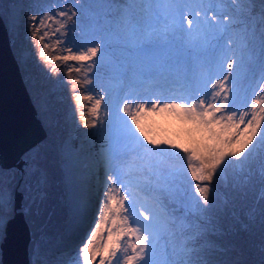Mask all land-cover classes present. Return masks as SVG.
Masks as SVG:
<instances>
[{
	"label": "snow or ice",
	"instance_id": "obj_1",
	"mask_svg": "<svg viewBox=\"0 0 264 264\" xmlns=\"http://www.w3.org/2000/svg\"><path fill=\"white\" fill-rule=\"evenodd\" d=\"M76 3L62 0L53 15L39 21L34 15L28 26L41 61L52 66V73L64 67L73 86L91 85V71L104 59L95 58L102 48L107 54L116 35L136 59L123 95L111 92L103 76L99 94L74 95L77 108L82 101L91 102L94 120L85 127H96L102 106L107 119L101 122L106 129L104 183L91 226L78 246L79 259L72 264H153L157 210L168 211L163 197L175 194L181 174L172 164L176 153H183L199 199L191 209L184 205L183 215L168 212L178 249L170 264H227L209 258L201 242L207 231L220 230L219 217L210 215V193H215L214 178L226 161L240 160L257 141L264 144V77L250 99L240 95L233 73L237 60L226 35L229 25L201 20L197 5L202 0H127L116 6L122 7L121 14L106 20L107 27L91 31L84 43L75 39V24H67L77 15ZM128 67L127 61L115 64L113 77L124 83ZM72 72L85 75L72 79ZM159 113L191 126L186 142L157 139L146 130L147 117ZM15 180L14 171L0 172V211L12 204ZM34 192L29 212L38 218L44 194L39 185Z\"/></svg>",
	"mask_w": 264,
	"mask_h": 264
},
{
	"label": "rangeland",
	"instance_id": "obj_2",
	"mask_svg": "<svg viewBox=\"0 0 264 264\" xmlns=\"http://www.w3.org/2000/svg\"><path fill=\"white\" fill-rule=\"evenodd\" d=\"M126 3L127 0H104L101 6L100 0H78L77 15L67 24H75V39L84 43L91 31L100 26L107 27L106 20L121 14L122 7L116 6ZM61 5L62 0H0V16L6 25L13 55L37 114L40 112L41 118H46L44 122L50 135L48 138L46 133L39 144L21 157L26 159L21 169L0 168V172H15L16 190L22 193V212L30 236L28 264H37V261L39 264H72L77 261L78 246L91 226L99 203L106 174L103 160L106 129L101 127V122L107 119L106 112L102 106L99 119L95 121L96 127H85L86 123L90 124L94 120L89 111L91 102L82 101L77 108L74 95L99 94L102 76L111 92L119 91L123 95L127 91V81L132 80L134 75V51L130 46L125 48L124 38L119 35L112 38L106 55L102 48L95 58L97 62L102 57L104 59L103 65L97 63L92 69L91 75L95 78L91 85L73 86L64 75V67L52 73V66L41 61L38 49L30 39L31 30L28 26L32 24V16L35 15L39 21L46 14L53 15ZM197 7L201 9V20L206 17L210 23L223 22L229 25L226 35L232 41L231 56L237 60L233 69L238 80L236 86L240 84L242 90L248 92L250 86L244 85L246 78L258 77L264 69V5L261 0H252L251 3H242V0H202V4ZM122 61H127L129 65L123 85L119 78L113 77L111 71L115 64ZM84 75L81 72L78 77L76 72H72L71 78H83ZM37 82L42 84V88L33 86ZM49 110H53V114L49 115ZM145 125L146 130L155 138L170 139L176 143L186 142L187 131L191 127L168 113L147 117ZM71 161L77 162L73 171L77 177L69 179L66 164ZM172 164L181 170V174L176 181L175 194L163 197V203L168 209L166 215L173 210V215H183L185 207H181L182 203L191 209L192 201L199 198L192 187L194 182L187 172L183 153H176L172 157ZM213 182L215 193H210V215L219 217L220 230L204 234L201 241L205 245L204 252L209 258L227 264H264V144L257 141L240 160L226 161ZM38 185L43 191L44 200L37 218L30 214L29 209L35 195L34 189ZM72 196L77 203L75 210L70 208ZM74 212L80 215L82 221L75 235L72 234L76 216ZM12 215L13 201L9 208L0 211V243L5 224ZM189 218H192L191 214ZM227 218L231 221L228 222ZM57 230L63 237L55 235ZM172 232L170 226L166 232L168 251L161 264H170L176 256L178 249ZM209 234L223 238L224 244L215 247ZM61 243L65 246L64 250L61 249L60 254H57V246H61Z\"/></svg>",
	"mask_w": 264,
	"mask_h": 264
},
{
	"label": "water",
	"instance_id": "obj_3",
	"mask_svg": "<svg viewBox=\"0 0 264 264\" xmlns=\"http://www.w3.org/2000/svg\"><path fill=\"white\" fill-rule=\"evenodd\" d=\"M45 137L0 16V168L21 169L26 164L21 157ZM22 209V193L15 190L13 215L0 243L1 264H28L30 236Z\"/></svg>",
	"mask_w": 264,
	"mask_h": 264
},
{
	"label": "bare ground",
	"instance_id": "obj_4",
	"mask_svg": "<svg viewBox=\"0 0 264 264\" xmlns=\"http://www.w3.org/2000/svg\"><path fill=\"white\" fill-rule=\"evenodd\" d=\"M262 77H264V69H263L262 73L260 74V76H258V77L255 76L253 78H246V80L244 81V85L250 86V88L248 89V92L243 91L240 84H237L236 87L238 88L240 95L244 99H245V97L247 99H250L256 85L261 82ZM236 82L238 83V80H236ZM76 166H77L76 161H71V162L66 164V171L68 172L69 179L77 177L76 175H73V171L76 168ZM102 175H104V174H102ZM102 175L100 176V180H102V178H103ZM74 181H72L73 185H75ZM75 183H76V181H75ZM76 205H77V203L75 201V198H74V196H72L71 202H70V208L75 210V209H77ZM157 212H158V218H157L156 227H155L154 249L150 253L153 264H161L162 262H164L163 260H165V256L167 255V251H168L166 244L169 243V241H167L166 232L169 229V227L171 226V224L168 222L167 217L165 216V214H167V211H165L164 208H158ZM81 223H82V221L80 220V215L76 214L75 220L73 223V230H72L73 233L72 234H74V235L77 234L76 229H79L81 227ZM61 244H62L61 246L60 245L57 246L58 247L57 250L54 249V250H56L57 254H60L61 249L64 250L65 246L63 245V243H61Z\"/></svg>",
	"mask_w": 264,
	"mask_h": 264
},
{
	"label": "trees",
	"instance_id": "obj_5",
	"mask_svg": "<svg viewBox=\"0 0 264 264\" xmlns=\"http://www.w3.org/2000/svg\"><path fill=\"white\" fill-rule=\"evenodd\" d=\"M39 83H40V82H37V83H35V85H33V86H36L35 88H38V89H39V88H42V84L39 85ZM47 88H48V87H47ZM47 94H48V93L45 94L46 99L49 98V97H47ZM51 100H52V99L50 98V101H51ZM45 102H46V101H45ZM46 103H47V102H46ZM53 112H54L53 110H49V115L53 114ZM39 113H40V112H38L37 116L40 117V120H41V119L43 118V116H42V118H41V116L39 115ZM49 118H50V117H49ZM47 119H48V118H47ZM44 120H46V118H43V120H41V121H42V125H43V127L45 128V131H46V133H47V137L49 138L50 135H49L48 130H47L48 127L45 125ZM52 131H54V128L52 129ZM55 131H56V130H55ZM56 133H57V131H56ZM56 133L54 132L55 137H56ZM55 137H53V138H55ZM54 140H55V139H54ZM55 143H56V142H55ZM213 185H214V182H213ZM228 186L231 187V184L229 183ZM212 209H213V208H212ZM213 216H214V215H213ZM215 217H216V216H215ZM227 217H228V216H227ZM225 219H226V218H224L223 220H225ZM227 221L230 222L231 220H228V218H227ZM235 233H237V231H236ZM56 234H58V236H60V238L63 237L62 234H61V232H59V230L56 231L55 235H56ZM63 235H64V237H65V234H64V233H63ZM209 236H210V234H209ZM210 238H211L212 241L215 243V247H219V245L224 244V241H223L224 239H223V238H222V239L219 238V236H218V237H216V236H210ZM210 238H209V239H210ZM209 243H210V242H209ZM211 253H213V251H212ZM217 254H218V253H217ZM217 254H216V255H217ZM218 261H219V260H218Z\"/></svg>",
	"mask_w": 264,
	"mask_h": 264
}]
</instances>
